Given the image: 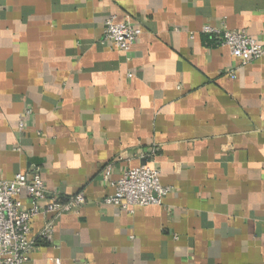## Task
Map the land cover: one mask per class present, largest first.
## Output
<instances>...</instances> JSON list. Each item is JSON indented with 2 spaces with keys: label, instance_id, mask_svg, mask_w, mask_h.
I'll return each mask as SVG.
<instances>
[{
  "label": "crops",
  "instance_id": "crops-1",
  "mask_svg": "<svg viewBox=\"0 0 264 264\" xmlns=\"http://www.w3.org/2000/svg\"><path fill=\"white\" fill-rule=\"evenodd\" d=\"M110 17L141 29L128 51L102 42ZM205 25L264 44V0H0V180L38 168L86 198L48 240L32 219L27 264H264V57ZM144 164L162 203L106 204Z\"/></svg>",
  "mask_w": 264,
  "mask_h": 264
},
{
  "label": "built area",
  "instance_id": "built-area-1",
  "mask_svg": "<svg viewBox=\"0 0 264 264\" xmlns=\"http://www.w3.org/2000/svg\"><path fill=\"white\" fill-rule=\"evenodd\" d=\"M202 32L210 35L219 45L226 46L231 55L243 64L264 57V44H260L243 30H230L225 25H205ZM141 33L129 21L117 22L114 17L104 21L102 42L114 49L128 51ZM28 115L29 111H25ZM23 127V122L19 123ZM156 148L146 155H154ZM110 167L104 179L108 180ZM114 192L104 202L119 209L133 211L134 206L161 204L171 190L160 183L159 171L146 164L128 168L110 182ZM24 198H21V196ZM82 192L68 198L51 193L46 188L38 168L28 173H17L13 178L0 180V264H27L36 242L29 237L31 221L46 217L39 239H50L54 220L67 213H78L85 204ZM53 264H61L54 259Z\"/></svg>",
  "mask_w": 264,
  "mask_h": 264
}]
</instances>
